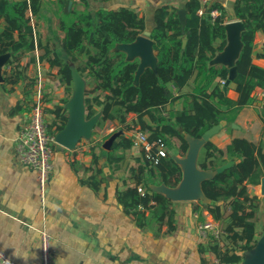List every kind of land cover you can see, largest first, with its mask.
<instances>
[{
    "label": "trees",
    "instance_id": "trees-1",
    "mask_svg": "<svg viewBox=\"0 0 264 264\" xmlns=\"http://www.w3.org/2000/svg\"><path fill=\"white\" fill-rule=\"evenodd\" d=\"M58 5L61 31L65 33L59 49L53 40L42 42L31 24L29 14L40 11L42 0H0V55L11 54L4 84L15 86L23 81L21 59L36 49L43 50L40 60L58 69L62 85L71 87V66L85 80L89 88L85 91L87 119L100 113L101 123L118 122L121 130L139 127L149 134L150 143L163 141L168 155L149 162L141 151V157L135 159L136 166L129 170L132 184L127 183L125 190L117 192V200L140 227L149 226L152 221L159 226L166 222L171 231L173 202L152 186L175 188L180 183L182 172L170 152L176 148L181 156L186 154L188 143L183 133L198 139L222 121L234 122L243 108L254 104L255 91L264 89V69L253 63L255 36L264 33V0H237L234 4L237 19L245 25L233 81L235 100L224 85L213 86L229 77L228 67L210 65L227 43L225 24L230 14L220 2L212 4L204 16L198 15L199 1L189 3L184 28L178 10L158 9L150 36L157 64L155 69H146L138 82L139 60L130 61L117 49L119 45L134 43L145 32V20L138 13L125 7L91 11L88 0H58ZM215 9L220 15L212 20L209 12ZM218 39L221 43L216 45ZM190 86L191 90L185 92ZM53 112L55 121L51 127L58 133L66 126L67 110L57 106ZM131 114L138 117L140 125L129 120ZM132 147L123 135L110 151H102L116 170ZM229 162L234 165L203 183L210 203L199 204L217 222L229 210L230 223L224 231L232 247L223 251L219 242L213 240L211 250L221 264H243L245 254L256 246L257 224L264 219L263 200L248 192V186H259L264 179V146L235 138L223 150L209 141L201 151L198 165L202 170L215 171ZM140 186L143 193L138 190Z\"/></svg>",
    "mask_w": 264,
    "mask_h": 264
},
{
    "label": "crops",
    "instance_id": "crops-1",
    "mask_svg": "<svg viewBox=\"0 0 264 264\" xmlns=\"http://www.w3.org/2000/svg\"><path fill=\"white\" fill-rule=\"evenodd\" d=\"M192 1L200 2L88 0L91 11L124 7L134 10L146 23V30L140 37L145 36V33L151 34L158 9L167 7L169 11L186 10ZM236 1H219L228 9L229 21L233 20L230 9L234 10ZM29 16L42 42L50 39L58 49L62 47L65 33L61 31L58 0H42L40 11ZM135 43L120 46V49L131 61L139 60V77L146 69L155 66L157 55L152 47L150 62L143 63L141 57L131 51ZM220 43L221 40L218 39L216 45ZM43 53V50H35L21 59L19 68L24 71L23 81L15 86L0 84V249L16 264H39L42 258L40 233L46 231L51 239L52 264H207L216 257L211 250L213 239L203 240L197 234V224L205 217L200 215L204 210L199 202H173L171 231L166 222L159 226L152 221L149 226L140 227L135 218L125 212L117 200V192L125 190L127 183L132 184L129 170L136 166L135 159L141 157V150L132 147L125 152V160L115 170V164L110 165L107 153L102 151L105 150L104 143L112 133L97 144L92 142L95 138L92 135L91 139L85 140V145L80 150L70 151L59 145L55 147L54 171L48 184L46 215L42 216L36 174L20 163L15 148L18 131L27 120L26 113L33 99L32 86L37 73V62L39 61L47 75L46 115L50 130L55 129L51 127L55 121L54 109L57 106H66L65 101L71 100L74 87L72 82L70 92L68 86L60 83L58 69L51 68L46 61L40 60ZM263 54L264 33L258 32L254 40L253 63L264 69V58L261 57ZM218 83L222 85L219 80L213 86ZM168 87L174 93L177 92L172 84ZM190 90L191 86L184 89L185 92ZM227 90L230 98L235 100V85L230 83ZM263 93L264 89H257L254 93V104L243 108L236 120L227 122L225 128L210 141L223 150L235 138L264 146ZM66 115L68 116V112ZM129 120L140 125L134 114L129 116ZM145 122L150 124L147 118ZM104 123L114 127V132L121 131L118 122ZM170 153L183 157L176 148ZM95 184L97 188H94ZM139 189L142 190V186ZM248 192L264 202L261 185L248 186ZM229 215L227 210L224 218L219 221L224 229L230 223ZM257 235L256 247L245 255L243 264H253L257 248L264 245L263 217L257 224ZM225 237L218 241L223 251L225 247H232Z\"/></svg>",
    "mask_w": 264,
    "mask_h": 264
},
{
    "label": "water",
    "instance_id": "water-1",
    "mask_svg": "<svg viewBox=\"0 0 264 264\" xmlns=\"http://www.w3.org/2000/svg\"><path fill=\"white\" fill-rule=\"evenodd\" d=\"M233 20L228 21L225 24L226 34H227V43L224 50L218 53L214 59L210 62V65H224L229 68V77L225 82L224 87L227 89V86L230 83H233L236 75V61L238 60L241 50H242V32L245 29L243 22L237 20L236 14L233 9H230ZM180 20L184 28L186 11H179ZM150 33H145V36L138 37L137 43L132 45L131 51L138 54L142 62L147 64L150 62V51L154 47V42L150 38ZM133 44V43H132ZM128 45V44H126ZM119 45L117 49H120ZM123 52V51H122ZM125 53V52H124ZM126 54V53H125ZM11 59V54L0 55V84L5 82L4 71L5 68ZM128 59V57H127ZM130 60V59H128ZM131 61V60H130ZM157 64V62H156ZM156 64L153 68L155 69ZM72 67V77H73V94L71 100L65 106V109L68 112V120L66 126L63 130L56 134V142L62 148L68 150H74L78 143L82 140H89L92 138V134L98 121L101 118V114L95 115L91 119H87L86 115V106H85V91H86V82L80 75V73ZM140 70V63L138 71ZM138 71L136 72V82L139 81L140 76L138 77ZM226 121L220 122L218 125L207 130L201 138H193L188 134L183 133L187 143L188 150L186 154L180 158L173 156L175 162L179 165L182 178L180 183L175 188H170L165 185L152 186V189L155 192L161 193L167 199L172 202H202L210 203V201L205 196L203 190V183L207 180L213 179L216 174H220L227 170L228 168L234 165V162H229L215 171H205L199 168L198 161L204 146L217 134H219L227 125ZM124 135L123 131H119L113 134L105 143L103 148L107 151H110L114 146L115 141ZM261 193L264 196V179L261 181ZM256 247V246H255ZM254 250V249H253ZM247 254V253H246ZM245 254V255H246ZM253 264H264V245L261 244L257 248L255 262Z\"/></svg>",
    "mask_w": 264,
    "mask_h": 264
},
{
    "label": "built area",
    "instance_id": "built-area-1",
    "mask_svg": "<svg viewBox=\"0 0 264 264\" xmlns=\"http://www.w3.org/2000/svg\"><path fill=\"white\" fill-rule=\"evenodd\" d=\"M226 0H200V8L198 10L199 16L206 15V12L212 4ZM209 15L212 20H215L220 11L211 10ZM31 24L32 21H31ZM38 50V49H36ZM225 80H221V84L225 85ZM47 87V75L42 70V67L37 62V73L33 85V99L29 105V110L26 113L27 120L20 127L18 135L15 141V148L17 158L22 165L31 169L36 174L38 184V198L42 206V216L46 215V200L47 191L50 177L54 171V152L55 147L58 146L56 142L55 129L50 130V126L47 122L46 109L48 107L46 97ZM264 97V93H263ZM115 131L114 127L108 124H99L95 129L93 143H100L106 136ZM126 137L131 141L134 148L140 149L147 161H155L160 157H166L168 150L163 141H157L150 143L149 135L146 132L140 130L139 127L131 130L122 129ZM84 141V142H82ZM80 141L74 150L83 149L85 140ZM142 190L139 189V192ZM200 215L205 216L197 224V234L203 240L213 239L215 241H222L226 233L224 228L219 222L213 219V217L207 211H201ZM199 218V213L197 215ZM41 248L42 258L39 264H52L51 261V239L46 231L41 233ZM0 264H16L0 249ZM207 264H221L220 261L213 257Z\"/></svg>",
    "mask_w": 264,
    "mask_h": 264
},
{
    "label": "rangeland",
    "instance_id": "rangeland-1",
    "mask_svg": "<svg viewBox=\"0 0 264 264\" xmlns=\"http://www.w3.org/2000/svg\"><path fill=\"white\" fill-rule=\"evenodd\" d=\"M86 89H89V88L86 87ZM99 123H101L100 120L98 121V124H99ZM103 123H104V122H102L101 124H103ZM101 124H100V125H101ZM97 126H98V125H97ZM96 128H97V127H96ZM96 128H95V129H96ZM95 129H94V130H95ZM94 132H95V131H93V134H92V135H94ZM147 134H148V133H147ZM148 135H149V134H148ZM175 145H176V143H175Z\"/></svg>",
    "mask_w": 264,
    "mask_h": 264
}]
</instances>
